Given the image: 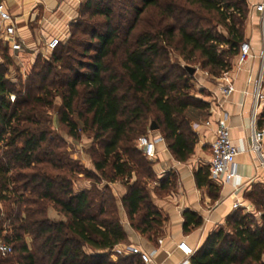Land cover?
<instances>
[{
    "label": "trees",
    "instance_id": "trees-1",
    "mask_svg": "<svg viewBox=\"0 0 264 264\" xmlns=\"http://www.w3.org/2000/svg\"><path fill=\"white\" fill-rule=\"evenodd\" d=\"M122 1L85 0L79 19L71 26L70 38L60 43L49 61L38 56L31 78L20 84V90L6 78L12 59L7 48L2 49L0 199H11L10 186L21 183L31 197L22 195L17 200L31 208L27 218H17L14 238H7L13 254L17 248L10 243L20 245L21 259L7 261L11 254L0 257L5 261L0 264H40L38 255H42L43 264H142L136 256L113 261L107 253L127 241L118 200L109 186L118 181H127L128 194L122 203L132 227L151 235L163 224L148 192L155 178L152 164L137 141L148 135V121L155 116L168 149L178 161L185 162L197 144L187 112L208 106L191 94L193 78L188 68L173 65L161 42H174V50H179L184 60L199 59L203 68L218 78L232 69L230 60L239 55L245 42L243 26L249 7L245 0H174L161 12L164 19L174 21L173 25L139 31L147 10L161 8L165 0ZM211 16L226 34L212 26ZM122 47L124 54L115 68L112 59ZM13 93L17 97L12 102ZM81 96L84 112L76 108ZM57 97L63 102L60 122L69 135L79 137V125L73 120L77 114L102 142L101 160L95 168L106 177L105 187L100 188L95 174L87 172V178L94 180L92 189L74 192L69 176L77 174L74 163L57 153L59 145L51 146L54 140L48 138V128L41 129L48 119L45 109L51 108ZM3 148L6 150L1 153ZM46 167L62 173L53 176ZM133 176L136 180L131 184ZM195 176L198 187L218 191L209 180L208 168L199 169ZM161 187L171 188L169 177ZM245 198L254 205L256 214L242 210L232 214L227 227L212 233L195 252L192 264H264V187L254 186ZM48 203L66 222H54L46 216ZM185 219L186 233L203 223L190 212L185 213ZM25 235L39 243L38 253L27 248Z\"/></svg>",
    "mask_w": 264,
    "mask_h": 264
},
{
    "label": "crops",
    "instance_id": "crops-1",
    "mask_svg": "<svg viewBox=\"0 0 264 264\" xmlns=\"http://www.w3.org/2000/svg\"><path fill=\"white\" fill-rule=\"evenodd\" d=\"M84 1L8 0L6 7L16 23L17 38L22 50L14 52L0 42V53L3 54L2 49L7 48L8 55L22 72L32 69L39 55L46 57L52 53L48 44L53 39H59L60 42L68 40L70 27L79 19ZM245 1L249 7L245 42L251 45L253 57L239 66L237 56L232 69L218 78L202 77L196 69L194 75H191L199 86L198 93L193 96L208 106L205 110L193 108L187 112L190 126L197 137L194 154L185 162H180L168 149L163 137L147 135L153 141L161 139L155 144L153 156L147 157L143 153L152 164L155 174L148 192L153 207L163 218L158 233L144 235L132 227L122 203V199L128 194V188L120 184L112 188L127 236L125 243L112 250L116 257L136 256L141 261L139 255L131 253V249L136 248L150 256V264H182L188 259L179 250V244L184 242L196 252L212 233L227 227L229 217L236 211L256 214L254 205L245 195L254 186L264 187V164L254 152L251 140L254 114L257 116V128L264 132V35L261 15L255 10L264 0ZM3 62V55H0V64ZM260 79L263 87L259 106L256 107V86ZM227 86L234 87L230 96L223 93V88ZM224 117L228 120L232 142L239 150L235 161L237 176L224 177L221 182H215L209 173V180L218 189L217 192H211L208 187H198L195 175L201 168L209 169L216 124ZM168 177L171 188L163 189L162 183ZM235 204H240L241 207L235 210ZM188 212L196 214L203 223L198 228L190 227L186 233L185 213ZM88 251L92 253L91 250ZM189 262L192 264L191 258Z\"/></svg>",
    "mask_w": 264,
    "mask_h": 264
},
{
    "label": "rangeland",
    "instance_id": "rangeland-1",
    "mask_svg": "<svg viewBox=\"0 0 264 264\" xmlns=\"http://www.w3.org/2000/svg\"><path fill=\"white\" fill-rule=\"evenodd\" d=\"M119 2L123 3L124 1L119 0ZM172 2H174V0H165L161 2V8H149L142 17L141 23L139 24V31L140 30L153 31V29H165L166 27L173 25L174 21H167L166 19H164V17H162V14H161L162 10L164 8L166 9L167 5L169 3L172 4ZM211 18L213 19L212 26H214L219 32L226 34V29L217 23L218 22L217 19L213 18L212 16ZM248 19L249 18H247L243 26L244 32L246 31V28L249 24ZM98 21L101 22L102 20H98ZM202 24L207 25L208 23L203 21ZM71 30H72V27H70V31ZM70 36H71V32H70ZM161 45L167 47L168 52H169V59L173 65L178 64V65H181L183 68H188V67L194 68L197 70V72H199L200 76L202 77L217 78L211 74L210 69L203 68L201 61H199L198 58H197L198 60L190 61V62L184 60V57L181 55V52L179 50L178 51L174 50V42L171 45H168L166 42L162 41ZM118 46L120 45L118 44ZM176 46L179 47V44H177V41H176ZM124 49L125 48L122 47L118 51V56L112 59V64L115 68L119 67V63L122 60V55L124 54ZM0 55L2 56L1 53ZM51 56L52 54H49L46 57H43V56L41 57L42 59L49 61L51 59ZM197 57H199V55H197ZM235 60H236V57H233L230 60L232 67L235 63ZM33 67L30 70H26L22 72V70L19 69L12 61V66L9 67L6 73V78L13 84H16L18 86L17 88L20 90L21 89L20 84L28 83L29 79L31 78L32 73H33ZM197 84L198 82L193 80L192 90H191L192 95H195L196 93H198L199 86H197ZM16 97H17L16 94L13 93L11 95V101L13 102ZM62 104H63L62 100L59 97H57L54 100V105L51 108L45 109L48 119L47 118L45 119V122L43 123V126L41 129L43 128L45 129V126L48 128L47 129L48 138H53L54 140L51 143V146H53L54 144L57 146L59 145V147L56 148L57 153L58 154L60 153L63 156V158L66 159V161H70L71 163H74L77 174H73V175L69 174V176L71 177L73 181L74 192L79 193L83 190L92 189L94 180L92 181L91 179L87 178V175H86L87 172L90 174H95L94 176H96V178L98 179L97 182L100 183V188L105 187L107 185V181L105 179L106 177H103L102 173L97 172L95 168V163L101 160V156L103 152L102 151L103 145L101 144L102 142L95 139V133L93 130H90V124L85 125L84 119H79L77 114L73 116V120H75L79 125V130H78L79 137L78 139L72 138L68 133L69 132L68 128L60 122ZM76 108L80 112L85 111V106L83 105L82 96L78 100V105L76 106ZM153 123H156L155 116H151L148 121V131H149L148 135H160L162 137L163 135L161 133V130L159 129L157 131L151 132L150 128ZM46 146L47 145L44 144L45 148ZM5 150L6 149L3 148L1 153H3ZM41 166H45V165H41ZM45 169L49 171V174L53 176L59 173H62V171L60 170L54 171L52 169H49L48 167H46ZM68 170H70L69 167H68ZM29 172L31 171H25V173L27 174ZM14 174H15V171H14ZM134 180H136L135 176H133V180H131L130 182ZM116 184L124 185L125 187H127L126 180L118 181L113 184L111 183L109 184V186L112 189V188H115L114 185ZM21 185H22L21 183L20 184L17 183L16 185L10 186L9 190L12 191L13 193L12 194L8 193V194H9V198L11 199H7V200L0 199V244L1 243L8 244L7 238L11 240L14 238V235H15L14 229L16 225L19 224L17 218L18 217L23 218V219L27 218L26 212L29 208H31L30 204H26L24 201L19 202L17 200V197L22 196V195L24 196L25 199H29L31 197L30 192L22 188ZM86 186H88V188H85ZM14 194L16 195V197H14ZM46 216L51 221H54V222H62V221L66 222V218L64 217V215L59 213L57 209L54 207V205L50 203L46 205ZM24 242L27 248L31 252L38 253L39 243L38 242L36 243L31 236L25 235ZM10 244L13 246H16L17 251H15V253L12 256L8 257L6 260L9 262L17 263L19 259H21V256L19 253L20 245H18L17 247L16 243L13 241ZM107 253L108 255H110L111 260L113 261L119 260V257H116L115 254H112V252H107ZM38 257L40 261L39 263L43 264L42 255H38ZM0 262H5V261H2L0 259Z\"/></svg>",
    "mask_w": 264,
    "mask_h": 264
},
{
    "label": "built area",
    "instance_id": "built-area-1",
    "mask_svg": "<svg viewBox=\"0 0 264 264\" xmlns=\"http://www.w3.org/2000/svg\"><path fill=\"white\" fill-rule=\"evenodd\" d=\"M8 0H0V42L11 49L14 52L21 51L22 45L17 38L16 23L9 13L6 3ZM256 12L261 15L262 29L264 35V2L255 7ZM264 42V40H263ZM59 39H53L48 44V49L53 52L60 45ZM253 57L251 52V45L248 42H244L239 51L238 55V65L242 66L246 64ZM262 60L264 61V52L262 55ZM263 87V81L260 79L256 86V107L259 106L260 101V91ZM234 92L233 86H227L223 88V93L226 96H230ZM210 125V122H207ZM263 139L264 132L257 128V116L254 114L252 122V143L253 150L257 153L259 158L264 164L263 155ZM161 139L153 141L148 136L140 137L137 141L138 148L147 156L151 157L154 154V148L156 142ZM212 160L209 165L210 177L215 182H221L224 177L235 178L237 176L235 170V161L239 155L238 148L233 144L231 139L230 127L228 125L227 117L221 118L216 124V138L211 148ZM241 207L240 204H235L234 209L237 210ZM179 250L188 259L182 264H190L189 259L195 254V251L186 243L179 244ZM131 253L134 255H139L140 259L145 264H150L151 258L149 255L141 253L138 249H131ZM13 254L12 246L1 243L0 244V257L6 258Z\"/></svg>",
    "mask_w": 264,
    "mask_h": 264
},
{
    "label": "water",
    "instance_id": "water-1",
    "mask_svg": "<svg viewBox=\"0 0 264 264\" xmlns=\"http://www.w3.org/2000/svg\"><path fill=\"white\" fill-rule=\"evenodd\" d=\"M188 71L190 73V75H194V73L196 72V70L194 68L188 67ZM159 129L158 125L156 123H153L150 130L151 131H157Z\"/></svg>",
    "mask_w": 264,
    "mask_h": 264
}]
</instances>
